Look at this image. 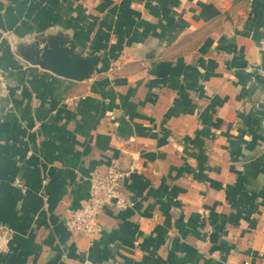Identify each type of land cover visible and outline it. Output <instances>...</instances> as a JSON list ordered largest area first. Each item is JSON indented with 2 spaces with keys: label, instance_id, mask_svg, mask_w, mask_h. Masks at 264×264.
I'll use <instances>...</instances> for the list:
<instances>
[{
  "label": "crops",
  "instance_id": "0c3cea01",
  "mask_svg": "<svg viewBox=\"0 0 264 264\" xmlns=\"http://www.w3.org/2000/svg\"><path fill=\"white\" fill-rule=\"evenodd\" d=\"M44 37L98 67L25 60ZM0 68V264H264V0H0ZM113 162L125 206L70 231Z\"/></svg>",
  "mask_w": 264,
  "mask_h": 264
},
{
  "label": "built area",
  "instance_id": "2783aa9c",
  "mask_svg": "<svg viewBox=\"0 0 264 264\" xmlns=\"http://www.w3.org/2000/svg\"><path fill=\"white\" fill-rule=\"evenodd\" d=\"M8 91L6 72L0 68V97ZM133 166L122 167L120 163L113 162L104 170L95 172L89 178V198L79 207L69 211L66 219L67 228L75 233H81L89 238L95 237L101 227L98 215L104 206L123 207L126 202L122 198V185L124 180L132 173ZM20 185L19 181H16ZM11 229L0 228V253L9 250L12 238ZM247 264V263H245Z\"/></svg>",
  "mask_w": 264,
  "mask_h": 264
},
{
  "label": "water",
  "instance_id": "95a60500",
  "mask_svg": "<svg viewBox=\"0 0 264 264\" xmlns=\"http://www.w3.org/2000/svg\"><path fill=\"white\" fill-rule=\"evenodd\" d=\"M60 42L63 40L49 44L44 37L40 41L22 43L18 50L28 62L56 75L76 81L89 78L98 67V56L83 54Z\"/></svg>",
  "mask_w": 264,
  "mask_h": 264
}]
</instances>
